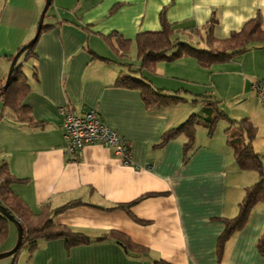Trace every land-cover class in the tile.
<instances>
[{"label": "crops", "instance_id": "crops-1", "mask_svg": "<svg viewBox=\"0 0 264 264\" xmlns=\"http://www.w3.org/2000/svg\"><path fill=\"white\" fill-rule=\"evenodd\" d=\"M45 4L0 0V89L13 56L35 38ZM162 16L175 37L205 48L197 33L213 18L217 40L258 17L264 29V0H52L44 20L50 29L23 66L30 85L24 104L38 126L19 122L10 110L0 120V164L23 180L12 186L15 195L36 214L79 201L54 214V223L94 241L118 233L140 250L125 248L113 237L71 249L61 239L42 240L36 250L25 249L4 264H264V247L258 246L264 203L221 254L218 250L226 220L238 215L245 188L259 179L257 172L238 167L227 143L229 123L223 121L222 129L209 134L201 121L187 157L184 135L159 144L192 110L184 104L149 109L139 90L116 86L120 76L130 74V65L140 66L137 36L161 31ZM119 38L130 42L127 54L118 50ZM145 73L156 89L193 101L207 95L220 101L230 118H247L257 129L254 149L264 155V102L253 90L255 82L264 81L263 43L211 68L183 57ZM67 105L77 115L96 110L129 143L132 164L125 165L103 145L67 154L61 113ZM17 239L10 223L0 254L12 250Z\"/></svg>", "mask_w": 264, "mask_h": 264}, {"label": "trees", "instance_id": "trees-1", "mask_svg": "<svg viewBox=\"0 0 264 264\" xmlns=\"http://www.w3.org/2000/svg\"><path fill=\"white\" fill-rule=\"evenodd\" d=\"M217 19L213 18L210 23L198 31V36L202 38L205 48L200 47L201 43L188 39L186 41L175 37V30L162 16V30L159 32L140 33L136 38L138 49V59L140 66L133 69L134 65L129 67V75L119 77L116 86L128 89L139 90L143 100L149 109L167 108L187 103L188 100L179 94H169L163 90L156 89L145 76V72H155V67L161 62H172L183 57L196 59L204 68H211L214 64L225 63L246 53L252 44L259 42L264 44V29L260 17L249 21L240 32L233 33L229 38L217 40L214 38L213 30ZM50 29L43 24L39 37L36 42L28 48L19 58L11 76L9 88L1 92V116L4 117L6 110L12 111L16 119L22 123H34L31 116V109L24 104V99L30 91V85L23 71V66L29 58L35 55V48L43 32ZM205 31V36L201 35ZM31 42V41H30ZM29 42V43H30ZM119 49L127 54L129 52L130 42L119 38ZM28 43V44H29ZM26 44V45H28ZM26 45L21 47V51ZM18 51V52H19ZM17 52V53H18ZM15 56H13L14 59ZM134 75V76H133ZM202 106L199 112L193 113L181 125L170 129L162 136L159 146L165 145L168 141L180 135H184L187 140L184 144V151L187 157H190L194 149L197 135V126L202 121L208 129L209 134H213L221 121L229 123L227 129L228 145L234 149L235 160L242 171H255L259 174L258 181L245 188V195L239 204L238 215L232 219L226 220V228L218 241V250L223 252L226 242L231 237L241 231L248 223L254 208L264 203V155L257 153L253 142L256 138L257 129L247 119L234 120L230 118L220 107V101L207 95L201 96ZM197 101H193L196 103ZM239 129V135L234 138L232 128ZM12 174L7 164H0V204L4 205L8 211L20 221L23 227V241L21 248L14 255L17 257L23 250L31 252L36 250L39 241H52L56 239L64 240L68 249L81 245L91 244L92 242L104 241L109 238L117 239L118 243L125 248L140 250L135 247L127 238L118 233L105 235L95 241L79 232L72 231L65 226L56 225L53 221L54 214H57L69 207L78 206L81 202L72 201L66 206L56 209H43L41 213L36 214L31 207L21 198L12 192V186L22 182ZM122 207V206H120ZM118 208V207H115ZM123 208V207H122ZM10 222L0 215V244L7 238ZM258 246L264 247V234L260 238Z\"/></svg>", "mask_w": 264, "mask_h": 264}, {"label": "built area", "instance_id": "built-area-1", "mask_svg": "<svg viewBox=\"0 0 264 264\" xmlns=\"http://www.w3.org/2000/svg\"><path fill=\"white\" fill-rule=\"evenodd\" d=\"M256 96L264 102V81L253 85ZM64 116L62 124L65 140L64 151L78 156L88 145H103L114 149L125 165L132 164L131 148L124 137L106 125L96 110H88L83 115H77L72 106L61 109ZM1 116V109H0Z\"/></svg>", "mask_w": 264, "mask_h": 264}, {"label": "water", "instance_id": "water-1", "mask_svg": "<svg viewBox=\"0 0 264 264\" xmlns=\"http://www.w3.org/2000/svg\"><path fill=\"white\" fill-rule=\"evenodd\" d=\"M51 5H52V0H46V4H45L44 10H43V12L41 14V17H40V21H39V25H38V29H37V33H36L35 38L28 45H26L21 51H19L15 55V57H14V59L12 61V64H11L10 71L8 73L6 82H5L4 86L0 89V99H1V92L5 91V90H7L9 88L11 76L13 74L15 65L17 64L19 58L21 57V55L28 48H30L36 42L37 38L39 37L41 29H42V26L44 24V20H45V18L47 16V13H48ZM0 215L4 216L10 223H12L16 227L17 232H18V239H17V243H16L15 247L12 250H10V251H8L6 253L0 254V260H2V259H5V258H9V257L14 256L19 251V249L21 248V244H22V241H23V227H22V224L20 223V221L18 219H16L8 211V209L2 204H0Z\"/></svg>", "mask_w": 264, "mask_h": 264}, {"label": "rangeland", "instance_id": "rangeland-1", "mask_svg": "<svg viewBox=\"0 0 264 264\" xmlns=\"http://www.w3.org/2000/svg\"><path fill=\"white\" fill-rule=\"evenodd\" d=\"M136 53L133 55V59H136ZM198 98V97H197ZM196 98V99H197ZM198 101V103H193V98H191L190 100H188V102L187 103H184V105H183V107H184V109L185 110H192L191 111V114L193 113V112H199L200 111V104H201V102H202V100H201V98H198L197 99ZM1 106V105H0ZM199 106V107H198ZM190 114V115H191ZM4 118V117H3ZM239 120H242V119H239ZM238 120V121H239ZM223 123V121H221L219 124H218V126H217V129H219V128H221L222 129V125H224V124H222ZM200 132H203V133H205L204 132V129L203 128H201L200 129ZM232 135H233V137L234 138H237L238 137V135H239V129L237 128V127H233V129H232ZM9 261H13V257H9V258H5V259H2V260H0V264H4V263H6V262H9Z\"/></svg>", "mask_w": 264, "mask_h": 264}]
</instances>
